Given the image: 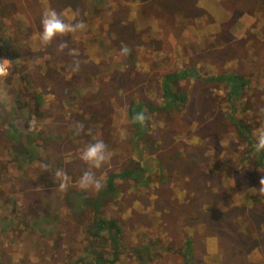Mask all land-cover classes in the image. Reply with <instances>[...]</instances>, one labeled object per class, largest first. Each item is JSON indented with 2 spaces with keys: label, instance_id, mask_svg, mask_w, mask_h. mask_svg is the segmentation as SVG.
I'll return each mask as SVG.
<instances>
[{
  "label": "rangeland",
  "instance_id": "1",
  "mask_svg": "<svg viewBox=\"0 0 264 264\" xmlns=\"http://www.w3.org/2000/svg\"><path fill=\"white\" fill-rule=\"evenodd\" d=\"M44 1L66 22L75 15L87 25L86 31L62 38L68 43L64 52L56 50V40L47 48L36 45L51 61L61 55L65 74L49 71L38 78L37 85L46 86L34 87L50 113L46 119L26 121L49 146L50 137L63 133L55 140V152L67 165L62 171L72 189L52 195L46 180L53 170L37 161L22 164L15 154L8 155L14 149L1 142L0 262L66 264L83 256L87 247H99L111 264H189L186 259L190 264H264V193L259 190L264 152L254 148L257 130L264 129V0H77L79 8L73 0H34L24 10L30 22L41 18ZM21 18H14L11 28L20 27ZM145 20L146 27L138 26ZM39 32L32 27L29 40L36 44ZM70 49L76 50L75 56ZM76 61L79 69L73 71ZM185 68L194 76L177 81L175 89L186 101L162 100L163 76ZM90 71L96 73L91 76ZM8 75L0 77L7 95L19 91L27 96V89H21L29 80L7 82ZM223 75L243 80L236 101L227 102L229 81L204 80ZM42 98L34 97L36 102ZM136 105L150 117L144 125L137 123L140 132L131 124L136 114L129 117L131 123L127 119V108ZM89 114L104 127H94L86 138L82 130L71 146L65 132ZM235 117L242 126L240 139L237 126H231ZM122 129L125 139L120 138ZM97 140L113 153L95 170L104 185L107 174L125 167L127 159H142L138 163L145 182L123 179L118 186L114 183L119 191L111 195L102 191L107 182L99 192L80 190L77 185L87 166L79 153ZM49 160L52 164L55 158ZM150 175L159 181L149 187ZM87 197L98 200L99 217L114 219L121 229V251L115 257L101 237L84 231L94 214L81 202ZM29 213L42 216L41 228L26 223ZM45 218L51 223H44ZM206 236L217 239L219 250L204 259Z\"/></svg>",
  "mask_w": 264,
  "mask_h": 264
},
{
  "label": "trees",
  "instance_id": "2",
  "mask_svg": "<svg viewBox=\"0 0 264 264\" xmlns=\"http://www.w3.org/2000/svg\"><path fill=\"white\" fill-rule=\"evenodd\" d=\"M23 1L24 4L28 6L20 7L21 4L18 2V0H0V59H7L10 62L9 73H13L11 75L9 74L5 80H7V82L12 81L14 83H17L18 80L26 78V80L29 81L23 83L26 88H23L21 90L26 92L27 89V96H31L32 98L27 101V96L19 91H17L18 93L13 96L7 95L6 91L3 90L4 85L0 86V97H2V100L0 101V146L2 145V143H4L5 148L9 150L14 149L13 152L9 153L8 155L12 156V154H15L17 157H19V160L22 164L28 165L30 162L34 163L37 161L39 162V164L43 163L44 166L46 165L47 169L53 170L54 173L57 170L65 169V166H67L63 164L61 159L58 158V154L56 155L55 152V140L59 139L63 133H59L56 136L50 137L49 141L53 144L52 146H49L48 142L41 137L40 133L33 130L34 127H27L26 121L33 118L38 119V117L41 116H43V118L45 119L48 118V114L50 113V111L47 109L48 107H46V105L44 104V96H42L40 92H36L37 88H35L34 86H38L36 82L38 81L39 77H42L43 72L50 71L52 75L55 73L59 76L63 75L64 77L65 72H63L62 69L63 60L59 57L61 55H58L53 61H51L48 55L40 54V51L36 49V45L40 43L38 38L37 41L35 39L36 44L29 40L28 31L32 29V27H34L35 30L40 31L39 27L41 18L35 20L36 22H30L28 16H24V14L26 13L24 12V10L30 5H32L34 0ZM48 4L53 5L51 2L44 1L39 5V8L43 9V6L47 7ZM58 6L61 9L62 5ZM55 10L57 11L56 7ZM142 15L143 13L141 10V16ZM17 16L22 17L21 20H18L20 27L15 28L13 25L14 28H11V25L13 24V19H17ZM16 30L18 31V34L15 32ZM21 39L23 40L21 41ZM92 61H94V59H92ZM79 71L81 73V70ZM90 72L91 76L96 73V71ZM188 76H194V73L191 71L190 68L182 69L181 71H179L178 74L171 73L164 75L162 78V84L159 87L160 96L162 97V100H166L169 104L177 102L184 103L186 101L185 94L179 89L175 88L178 84L177 81L185 80L186 78H188ZM227 76L228 75H223L221 78H217L216 76H214L205 78L204 80L229 81V86L232 85V88L231 91L229 90V92L227 93V102H229L230 98H233V101H236L238 98L235 97V91L240 90L244 82L238 76L231 75L230 78L232 79V84H230L231 79H226ZM44 86L46 85L43 83L40 84L38 88H43ZM58 89L60 90L61 87L59 86ZM90 89L94 91V87ZM34 97L38 99H40L41 97L43 98L40 102H36ZM9 101H11V103ZM29 101H32L33 103L29 105ZM66 101H61L60 103H66ZM67 109L68 108H66L65 110ZM129 110L130 107L127 108V119L129 123H131L129 117L134 114L140 113L139 111L141 110V107L140 105H136L132 107L130 111ZM232 110L233 108L231 109V112H233ZM233 115L235 114L233 113ZM230 117L234 118L232 116ZM80 122L83 125V130L86 131V133H84L85 138L88 137V134L91 133L94 127H98L99 130L104 127V124L100 123L98 120H96L95 117L91 116L90 114L84 119L81 118ZM131 124L138 130V132H140V126H136L137 123ZM231 126H237L239 131L236 133V135L239 134L238 137L240 139V137H242L243 131L241 123L237 117H235ZM72 130L73 131L71 132H65V134L68 135L67 140L69 144L71 146H74L78 142H76V139H79V137L77 134H75L74 129ZM99 133L100 135L106 134L102 131H99ZM220 133H222V131ZM222 134L227 135L228 133ZM51 157L53 160L55 158L52 164H50L49 160ZM262 159H264V155L261 157V160ZM126 161H128V163H126L127 165L125 167L123 165L119 168H113V170L107 174V188L102 190L103 192H106L107 195L113 194L114 191H119L115 188L118 186V182L124 181L123 179L128 178L130 182H134V178H137L141 182H145V179H142V177H144L145 171L139 165V161L127 159L122 164H124ZM150 176L152 177V175ZM158 181L159 180L157 177H152V179H150V181H148L147 183L150 187L151 182ZM106 182L104 187H106ZM114 183H116L117 186ZM69 186L67 189L71 190L72 188H69ZM133 186L136 190L140 188H136L137 184H134ZM46 187L49 189L52 195H55V192L60 190L58 187V182L54 179L53 175H51L46 180ZM82 197L84 198V195ZM83 198L81 202L83 203L84 201V203L87 204L91 212H94V214H92L91 219L87 222L84 231H86L90 237H101L103 244L107 243V247L111 246L113 248L114 253H112V255H114L115 257L116 252L121 251L117 250L119 245L121 244L119 241V234L121 233L120 227L117 225L114 219L102 218L98 216V200L91 199L88 197L83 200ZM52 208L54 211L58 209V207L56 206H52ZM41 218V215L29 213L25 216V221L27 224H30L32 226L31 229H33L34 227L41 228L42 225L38 221L43 220ZM28 219L29 222H27ZM45 222L51 223V220H46L45 218L44 223ZM25 228H27V225L25 226ZM184 238H187V240L184 241L185 246H189L191 240L190 237L185 234ZM91 244H93V241H91ZM150 247H152V243H148L145 246L148 253L150 252ZM105 255L106 253L103 252V249H99V247L98 251L95 248L93 249L92 247H87L83 253V256H78L76 258L70 259L66 262V264H111V262L107 260ZM0 264L2 263L0 262Z\"/></svg>",
  "mask_w": 264,
  "mask_h": 264
},
{
  "label": "clouds",
  "instance_id": "3",
  "mask_svg": "<svg viewBox=\"0 0 264 264\" xmlns=\"http://www.w3.org/2000/svg\"><path fill=\"white\" fill-rule=\"evenodd\" d=\"M41 30L38 33V40L40 44L47 48L53 43L54 40L58 41L56 44V50L58 52H64L68 49V43L63 37L71 33L78 31H86L87 25L83 19H77L74 15L70 21L63 18L62 13H58L51 7L45 8L41 13L40 19ZM69 54L75 56L76 50L70 49ZM124 54L123 52L121 53ZM9 61L7 59H0V77H6L8 75ZM79 69V62L76 61L73 66V71ZM264 111V110H262ZM150 119L145 113H137L133 117V123L144 125L146 121ZM83 130L82 124L75 125V134L79 135ZM256 141L254 148L256 152L264 151V129H258L256 132ZM120 138H126V132L122 129L120 131ZM113 153L108 150L107 145L103 140H97L94 143L85 146L79 153V159L87 166L86 170L81 175L78 188L82 191L99 192L104 187V181L101 177L96 175L95 170L102 168L111 159ZM47 168V166H44ZM54 179L58 182L60 190H66L69 186V177L62 170H57L53 173ZM260 192L264 193V177L259 180Z\"/></svg>",
  "mask_w": 264,
  "mask_h": 264
},
{
  "label": "crops",
  "instance_id": "4",
  "mask_svg": "<svg viewBox=\"0 0 264 264\" xmlns=\"http://www.w3.org/2000/svg\"><path fill=\"white\" fill-rule=\"evenodd\" d=\"M56 1H59L60 2L61 0H56ZM73 3L75 4V6H77L79 8V2L77 0H73ZM142 25H145V27H146V25H148L147 22H146V20L143 23H140L138 26H142ZM141 160L142 159H140L138 161H141ZM262 164H264V163H262ZM206 237L207 238L203 242V246H204V259L206 257H208V256L215 255L216 252L219 250L217 239L214 236H206ZM186 261H188L189 264L192 262V260H190V259H186ZM185 264H188V263H185Z\"/></svg>",
  "mask_w": 264,
  "mask_h": 264
}]
</instances>
